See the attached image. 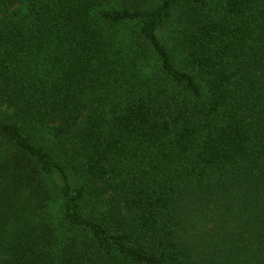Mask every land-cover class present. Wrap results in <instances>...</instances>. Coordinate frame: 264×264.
<instances>
[{
    "label": "trees",
    "instance_id": "16d2710c",
    "mask_svg": "<svg viewBox=\"0 0 264 264\" xmlns=\"http://www.w3.org/2000/svg\"><path fill=\"white\" fill-rule=\"evenodd\" d=\"M0 264H264V0H0Z\"/></svg>",
    "mask_w": 264,
    "mask_h": 264
},
{
    "label": "rangeland",
    "instance_id": "374dc122",
    "mask_svg": "<svg viewBox=\"0 0 264 264\" xmlns=\"http://www.w3.org/2000/svg\"><path fill=\"white\" fill-rule=\"evenodd\" d=\"M21 8H23L22 4L15 5L10 8V11ZM184 24H185V19L183 18L181 11L180 12L178 11L175 12L172 18L169 19V21H167L165 26L158 31V36L160 41L174 57L179 56L181 54L180 39L183 34ZM152 71H153V61L150 62L148 61L146 63H143V65L141 66L142 75L148 76L152 73ZM111 201H112L111 195L109 193L108 194L103 193L101 194V197L98 198L96 202V206L100 210H106L107 205L109 206ZM207 225L208 227L212 226V224L210 223H207L205 225L203 223L199 225V227L204 229V226L207 227Z\"/></svg>",
    "mask_w": 264,
    "mask_h": 264
}]
</instances>
